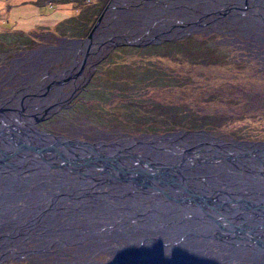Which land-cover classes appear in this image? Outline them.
I'll return each mask as SVG.
<instances>
[{
  "label": "rangeland",
  "instance_id": "obj_1",
  "mask_svg": "<svg viewBox=\"0 0 264 264\" xmlns=\"http://www.w3.org/2000/svg\"><path fill=\"white\" fill-rule=\"evenodd\" d=\"M106 1L0 0V67H3L6 60L22 46L42 43L43 40L52 38L54 34L69 35L70 32L80 33L89 28ZM230 1L237 4L228 5L227 3ZM230 1L220 3L221 5L212 9L215 10L218 18L229 17L230 13H236L240 9L243 11L247 8L242 1ZM89 12L90 15H87ZM248 14L252 13L248 11ZM248 14H245L246 24L252 19V15ZM193 20L192 17L182 20L181 25L184 26H182V31L164 39L162 43H151L153 45L146 44L132 49L117 48L103 61L101 58L105 55L101 56L99 60L102 62L100 61L98 65H96L97 63L94 66L91 65L87 69L86 81L79 84L76 94L68 102L49 108L50 113L46 121L33 120L34 115L28 121L19 114H14L16 118L10 115L6 117L5 114H9V112H1L0 134L16 139V134L19 133H15L11 126L18 123L21 125L19 128L23 130L60 136L69 142L76 143L77 147L63 146L69 152L72 150L73 157L82 156L85 151L77 149L87 148L88 144H102L106 147L105 153L118 154L122 152L120 148L113 147L110 143L121 141V144H128L131 136L135 137L140 134L132 132V130L147 128L160 131L176 129L171 132L184 131L178 129L183 127L203 128L200 129L201 133L191 135L195 137L193 142H207L215 138L224 141H248L245 138L249 137H256L259 139L255 141L264 142V58L260 57L264 54L259 55V48L246 46L237 33L222 30L224 26L220 24L202 27L196 26L197 20ZM185 22L189 24L184 25ZM81 23L86 28L79 30L78 28L82 27ZM260 24L264 27L263 21H259V26ZM49 53L45 52L37 58L42 60L48 57ZM37 58L33 57L32 59ZM41 60L32 62L31 67L37 66ZM15 61L20 62L22 59L17 58ZM9 66L13 68L14 64ZM94 70L96 75H93ZM70 74L73 73H67L63 78ZM15 106L21 108L19 104ZM35 107L37 106L32 109ZM9 138L4 139L9 140ZM157 144L160 146L159 149L165 152L170 143L162 144L160 142ZM2 146V150L13 153L11 152L14 151L13 145L4 144ZM147 149L151 148L147 147ZM57 150L61 151V149ZM75 166L77 165H73V167ZM59 167L62 168L64 175H69V171L64 170L68 168ZM70 173L79 175L76 171ZM71 174L68 176L70 179L73 177ZM79 177L77 179L82 180L80 183L75 179L77 183L69 181L66 182L64 188L57 189L65 191L62 194L64 196L75 195L73 199L59 202L58 206L64 207L66 204L70 207L80 206V202H85L86 207L83 208L91 209L92 212H102L105 206L100 208V205H108V201L100 202L102 197L112 200L114 207L124 205L125 201L118 199L119 197H126L129 200L135 198L131 193L128 195L125 191L122 192L123 194L115 193V191L113 193H98L95 191L96 189H92L90 191H92L93 199L83 195L82 190L71 191L74 188H86L78 187L85 185L83 182L86 181H83L81 176ZM18 179L15 182L11 181V185H16ZM112 182L117 181L112 180ZM118 183L115 186H119ZM112 185L114 184L112 183ZM15 187V190L19 189V186ZM45 188L47 187L39 189L37 192L45 193L52 190V186L51 189L50 187ZM21 192L27 193V191ZM56 192V190L53 192L54 196H56ZM23 198L21 197L19 202ZM94 201L96 202L94 203ZM48 202L51 203H44V205L50 207L53 200ZM23 203L27 202L22 201ZM3 204L8 205L9 203H0V212L3 209ZM125 205L130 206L132 203L128 201ZM37 209L32 207L29 212L34 213ZM68 209L69 207L66 206L64 211ZM49 210L50 208L47 211ZM57 214L59 217L53 215L49 216V219L43 218V220L37 219L35 216V220L32 219L34 221L32 225L36 226L28 229L26 233H24L25 226L17 228L21 226L18 223L17 227H13V221L8 222L9 218L0 216V232L5 233L15 229H19L21 232L18 238L9 236L4 244H0L2 247L0 252L6 248V251L3 252L6 256L0 257V264H85V260L91 258L101 264H106L105 259H108L109 256L107 253H102L101 249L106 248L105 246L111 241L109 239L108 241L102 240L96 234L102 224L98 222L100 217H95L97 220L91 217L86 219L91 223L90 226L78 222L77 225L72 226L73 228L69 232L65 233V229L69 227V225H67L68 227L62 225L65 221L62 216L65 214L60 215L58 211ZM40 222L43 225L38 227L37 223ZM83 229H88L89 236L71 235V231H83ZM119 234L118 237H121L117 240H127L124 233ZM205 234L206 238H212L210 228ZM1 235L4 234L1 233ZM198 238L200 239V237ZM206 238L203 237L200 242L207 243L208 241L204 240ZM39 239H44V241L41 242ZM11 241L12 243L8 245ZM92 244L96 246L93 247ZM139 245L144 246L145 244L143 242ZM164 245L171 247V242L168 241ZM137 254L139 253L137 252ZM159 255L163 254L160 252ZM165 259L167 258L165 257ZM149 262L151 259L147 261V264ZM86 263L98 264L93 260ZM186 264L219 263L214 260L212 262L191 260ZM221 264L232 263L226 261ZM242 264L247 263L243 262Z\"/></svg>",
  "mask_w": 264,
  "mask_h": 264
},
{
  "label": "water",
  "instance_id": "obj_2",
  "mask_svg": "<svg viewBox=\"0 0 264 264\" xmlns=\"http://www.w3.org/2000/svg\"><path fill=\"white\" fill-rule=\"evenodd\" d=\"M82 41L86 40H75L77 43ZM13 130L15 133H19L16 134V139L0 134L2 136L0 138V169H5L6 166V169L11 168L13 171L0 170V203H9L8 205L3 204L0 216L9 218L8 222L12 219L13 227H17L19 222L29 221L28 218L21 219L15 216V214L21 213L18 210L27 209L23 210L21 216L23 214L28 216L32 207L39 208L43 205L48 210L52 205L48 207L49 205L46 206V204L27 202L26 194L21 192L27 190L20 186L18 190H15L16 187L11 185L10 177L16 178L13 182L17 178L23 180L25 177L51 178L55 173H60L57 170L62 171L59 166L70 169L73 165H77V168L72 170L79 175L76 174L72 178L76 181L79 180V183L82 180L77 178L81 176L83 181L95 178L109 182L116 180L119 185L125 182L135 184L134 187H127L131 190L126 191L122 189L123 187L115 186L117 182H112L114 184L112 190L115 193L119 192L120 194L125 191L128 195L131 193L135 197L131 200L119 197L118 199L124 200L125 203L123 201L124 205H118L114 209L129 207V205H125L128 201H131L132 205L137 204V207L142 206H139L138 202L148 203V205L158 204L156 207L150 206L146 210L141 209L137 212L128 210L124 214L134 213L133 216L142 218L153 229H161L163 226L167 227L171 224L172 220L163 221L165 213L173 210L171 205L174 208L180 207L186 210L197 209L200 211L199 216L205 222L200 226L195 222L187 225L188 228L196 226L195 233L200 231L206 233L210 228L212 238L220 239L223 236H228L230 239L242 238L245 240L243 245L251 244L255 249L264 251V142L262 141H224L215 138L207 142H193L195 137L191 135L199 134L202 130L167 132L158 135L142 133L135 137L131 136L128 144H121V141L110 143L113 147L120 148L122 152L118 154L105 153L106 147L102 144H88L87 148L77 149L85 151L82 156L73 157L72 150L69 152L63 146L77 147L74 142H69L60 136L32 132L22 128ZM4 138H9V140ZM3 139L4 141H1ZM160 142L172 144H169L167 151L163 152L157 144ZM4 144L13 145L14 151H11L13 153L2 150ZM84 145L86 144L84 143ZM147 147L151 149L146 150ZM57 149H61V151ZM140 149H143L144 153L140 152ZM152 153H154L153 156ZM20 155H22L21 158ZM10 156H18L21 162H8L6 158ZM125 159L133 160L135 165L122 163ZM116 165L118 166L116 167ZM108 166L112 167L108 168ZM22 182L18 179L16 184ZM49 185L51 189L52 185ZM75 190H82L83 195L93 199L92 191H90L92 189L89 187L74 188L71 191ZM95 191L102 193L103 189ZM50 192L45 193L50 194ZM64 192L58 190L56 196H64L62 195ZM38 193L44 194V192ZM66 196L70 200L75 195ZM21 197H24L22 201L27 203L19 202ZM104 201L106 202V199L102 197L100 202ZM85 205L86 203H81L80 206L70 207L67 204V207H70L71 210L76 209L78 213L71 217L62 216L65 220L62 225L68 227L67 225H77L78 222H83L85 226H90L91 223L86 221L89 217H100V220L102 217L104 220L111 221V218L106 214L109 211L107 205H100V208L105 206L102 212L87 210V208H83L86 207ZM162 205L166 209L163 210ZM58 209H61L60 205ZM147 211L149 212L147 213ZM79 213L80 217L77 216ZM31 214L34 215L33 212ZM191 214L194 215V213ZM134 221L135 219L131 222ZM180 223L184 225L182 222ZM3 256H6L5 253L0 254L1 258Z\"/></svg>",
  "mask_w": 264,
  "mask_h": 264
},
{
  "label": "flooded vegetation",
  "instance_id": "obj_3",
  "mask_svg": "<svg viewBox=\"0 0 264 264\" xmlns=\"http://www.w3.org/2000/svg\"><path fill=\"white\" fill-rule=\"evenodd\" d=\"M226 1L230 0H107L89 28L80 33L70 32L69 35L54 34L52 38L45 39L42 43L22 46L6 60V64L0 67V113L8 111L19 114L27 121L34 115L33 120L46 121L50 107L60 106L76 94L79 84L86 81L85 73L91 65L94 66L96 63L98 65L117 48L132 49L141 45L162 43L164 39L182 31L181 21L191 17L192 21L197 20L196 26L219 24L224 26L222 30L237 33L246 46L259 48V55H263L264 27L262 24L259 26V20L264 23V0H239L246 7L248 6L246 10L240 9L232 13L233 15L230 13L229 17L218 18L215 10L212 9ZM228 3L237 4L233 1ZM248 11L252 14H248ZM243 13L252 15V19H248L247 24L244 21L246 18L242 16ZM185 24L189 23L185 22ZM78 39L86 41L75 42ZM45 52L47 54L50 52L48 57L42 60L37 58ZM33 57L37 59H32ZM260 57L264 58V56ZM17 58L22 61L16 62ZM39 60L41 61L37 66L31 67L32 62ZM11 64H14L13 68L9 66ZM67 73L73 74L63 78ZM95 73L94 70L93 75H96ZM16 104L21 108L16 107ZM33 105L37 107L32 109ZM117 239L110 240L106 248L101 249L102 253H107L109 256L108 259L107 255L105 257L106 264L116 263L117 245L123 247L127 245L126 240ZM39 241L42 242L44 239ZM91 260L101 264L92 258L85 261L91 262ZM119 264H147V262L142 257L129 255Z\"/></svg>",
  "mask_w": 264,
  "mask_h": 264
},
{
  "label": "bare ground",
  "instance_id": "obj_4",
  "mask_svg": "<svg viewBox=\"0 0 264 264\" xmlns=\"http://www.w3.org/2000/svg\"><path fill=\"white\" fill-rule=\"evenodd\" d=\"M259 1H261V0H259ZM263 7H264V5H263ZM245 14L246 13H243L242 16L246 18ZM231 15H233V14L231 13ZM249 24H252V23H249ZM7 115H10L13 117L14 113L6 114V116ZM20 126H21L20 124L15 123L14 125L11 126V128L16 129V128H19ZM140 152L144 153V150L140 149ZM153 155H154V153H152V156ZM21 156L22 155H20V158H21ZM160 158L163 160V158L161 156H160ZM6 159L8 162H10V161L16 162V163L21 162V159H19L18 156H15V157L10 156V157H7ZM107 160L110 161V159H107ZM116 163L118 164L119 162H116ZM122 163H127L128 165H135V162L133 160H130V159H125ZM88 166L91 167V165H88ZM117 166L118 165H116V167ZM14 167H16V166H14ZM75 167L77 168V166H75ZM5 169H6V166H5ZM5 169L2 168L0 170L5 171ZM72 169H75V168L72 167L70 169H64V170L69 171L68 174L70 175L71 174L70 172L73 171ZM9 170L11 172H13L11 170V168L6 169V171H9ZM57 171H59L60 173H55L54 175L51 176L52 178L25 177L23 180L21 178H19L20 181H23V182L21 184L14 185V186H20L21 188L27 190L28 195L26 193L25 196H26V198H28V200H26V201L31 203V204L50 203L48 201L53 200V204L50 207L49 211H47L45 206L41 205L36 210V213L35 214L33 213L34 215H32L30 212V214H27L28 216H26L25 214H23V216H21V214L24 212L23 211L24 209L18 210L21 213H17V214H15V216L20 217L21 219H23V218L29 219V221L27 220L28 222H26V221L25 222H19V224H21V226L17 227V228H20L22 226H25L24 233H26L28 229L30 230L32 227L36 226V225H32V224H34V221H32V219L34 218V220H35V218H36L35 215H38L37 219L40 218L41 220H43V218L49 219L48 217L53 216V215L59 217L57 214V211L59 212L60 215H62L65 212L64 213L65 215L63 214L64 215L63 217H65V216L70 217V216L77 214V211H72L70 209V207L67 211H64L66 206L61 207V210L58 209L59 208L58 203L61 201L62 202L68 201L69 198L67 196H54L53 192L55 190L58 192L57 189H61V187L64 188L66 186V182L67 183L69 181L72 183H77V182L72 177H71L72 179H70L68 177L69 175H64V173L61 170H57ZM65 174H67V173H65ZM73 174H71V175L75 176ZM81 175L83 176V173H81ZM15 179L16 178L10 177L11 181H14ZM49 184L52 185V190H51L50 194H47V193L43 194V193L37 192L39 189H43L44 187L48 188L50 186ZM133 185H135V184H133L131 182H125V183L120 184L119 187L120 188L123 187L122 189H127V187H134ZM84 186L89 187L90 189H96V190L99 188H102L103 192L113 193L112 183H110L106 180L100 181V180H96V179H93V180L89 179V180L85 181ZM72 187H75V185H72ZM47 188H45V189H47ZM9 194L14 196V194H12V193H9ZM107 201H108L107 206L109 208V211L106 214L109 218H111V221L110 220H104L101 217V220L99 222L102 224H101V227H99V230L96 232V234L98 236H100L99 238L102 240L106 239L108 241V239H109V240L115 241L118 238L119 233H124V237L127 239L125 241L127 243V245L124 247L121 245H119V246L117 245L116 248H117L118 254H117V257L115 258V262L117 264H119L122 260L126 259L129 255H134L136 257H142V259H148V260L151 259V262H150L151 264H186L187 261H191V260H194V261H205V260H207V261H211V262L214 260L216 263H219V264L224 263L226 261H229V263H232V264H242L243 262H246L247 264H264V251L255 249L251 244L246 245V246L243 245L245 240H243L242 238L241 239H230L228 236H226V237L223 236L220 239H218V238H206V236H205L206 234L203 231H200L199 233L194 232V229L197 228L196 226L188 228L187 225L189 223L195 222L198 226H200L202 223L205 222L204 219L199 216L200 211H198L197 209L186 210L184 208L181 209L180 207L174 208V206L171 205L173 210L169 211L168 213H165L164 218H163L164 222H166L168 220H172L171 224L168 225L167 227L163 226L161 229H153L152 226H150L149 224H146L145 223L146 221H143L142 218H140L138 216H136V217L133 216L134 213H130L129 215H124V214H126L125 212L128 210H133V212H137V210H141V209L146 210L150 206L156 207V206H158V204L148 205V203L144 204V203L138 202L139 206L140 205H142V206L137 207V204H136V205L129 206V208L124 207L123 209L118 208V209L114 210V205H112V200H106V202ZM80 204H81V202H80ZM109 205H111V206H109ZM161 208L163 210L166 209L164 207V205H162ZM148 212L149 211H147V213ZM191 213H194V215ZM196 215H198V216H196ZM77 216L80 217V213ZM102 216H103V214H102ZM133 219H135L136 222L135 221L131 222ZM179 219L182 221H178ZM10 221H13V220L11 219ZM180 222H182L184 225L181 226ZM41 225H43V224H41V222L37 223L38 227ZM118 225H120V227H118ZM72 226L73 225H71V227L69 226L67 229H65V233L69 232L73 228ZM185 232H187V233H185ZM192 232H193V234H192ZM1 233L4 235H1ZM20 233L21 232H19V229H15L13 231L5 232V233L0 232V238H3V239H0V244H4L6 241V238L9 236H12V238L13 237L18 238V235H20ZM72 234L75 235L76 237H82L84 235L87 236L88 235V229H83V231L77 230L75 232L71 231V235ZM184 234H185V236H184ZM194 234H197L199 236H197V235L194 236ZM119 235H122V234H119ZM119 237H121V236H119ZM198 237H200V239H202L204 237V238H206L204 240H206L208 242L203 244V242L202 243L200 242V239ZM168 241L171 242V247H167L164 245L165 243H168ZM100 242L102 243V241H100ZM143 242L145 245L140 246L139 244H142ZM11 243H12V241L9 242L8 245ZM253 245H255V244L253 243ZM0 248H2V247H0ZM5 251H6V248H3V251H1L0 254L5 252ZM137 252L139 254H137ZM160 252L164 256L159 255ZM165 257L167 259H165ZM148 260H146V262Z\"/></svg>",
  "mask_w": 264,
  "mask_h": 264
},
{
  "label": "trees",
  "instance_id": "obj_5",
  "mask_svg": "<svg viewBox=\"0 0 264 264\" xmlns=\"http://www.w3.org/2000/svg\"><path fill=\"white\" fill-rule=\"evenodd\" d=\"M89 11V10H88ZM87 15H90V12L87 14ZM85 23V22H84ZM82 27H79L78 29H82V28H86V26L82 25V23L80 24ZM178 129H181V130H184V131H190V130H200V129H203L201 127H196V126H191V127H183V128H178ZM172 130H176L175 128L173 129H164V130H154L153 128H147V129H142V130H135L132 132H139L140 134L142 133H145V134H156V133H165V132H171ZM142 132V133H141ZM245 138V137H244ZM247 140H251V141H255V140H258L259 138H256V137H252V138H245Z\"/></svg>",
  "mask_w": 264,
  "mask_h": 264
}]
</instances>
